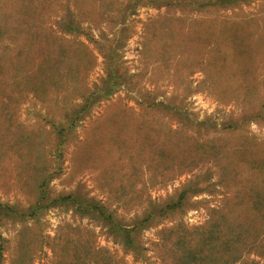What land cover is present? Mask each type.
<instances>
[{
	"label": "rangeland",
	"instance_id": "374dc122",
	"mask_svg": "<svg viewBox=\"0 0 264 264\" xmlns=\"http://www.w3.org/2000/svg\"><path fill=\"white\" fill-rule=\"evenodd\" d=\"M184 238L264 264V0H0V264Z\"/></svg>",
	"mask_w": 264,
	"mask_h": 264
},
{
	"label": "trees",
	"instance_id": "16d2710c",
	"mask_svg": "<svg viewBox=\"0 0 264 264\" xmlns=\"http://www.w3.org/2000/svg\"><path fill=\"white\" fill-rule=\"evenodd\" d=\"M116 227H117V225H116ZM163 230H167V229H163ZM169 231L171 232L172 229H170ZM132 240L133 239H131V238H126V241L129 244H132ZM202 243H205V241H202L201 244ZM190 244H191V241H187L185 238L183 239L181 247H180L182 253H181V256L177 257V259L181 260L180 264H202V262H203L202 257L198 256V254L193 250V248L191 247ZM76 253H78V252H76ZM77 258H78V254L75 255V259H77ZM81 264H83V263H81ZM96 264H106V263H102V262L98 261Z\"/></svg>",
	"mask_w": 264,
	"mask_h": 264
}]
</instances>
